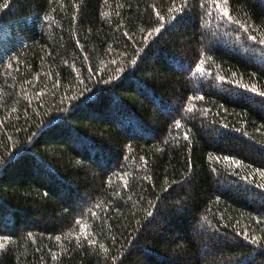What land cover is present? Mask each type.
Here are the masks:
<instances>
[{
  "label": "trees",
  "instance_id": "trees-1",
  "mask_svg": "<svg viewBox=\"0 0 264 264\" xmlns=\"http://www.w3.org/2000/svg\"><path fill=\"white\" fill-rule=\"evenodd\" d=\"M0 245L264 264V0H0Z\"/></svg>",
  "mask_w": 264,
  "mask_h": 264
},
{
  "label": "snow or ice",
  "instance_id": "snow-or-ice-1",
  "mask_svg": "<svg viewBox=\"0 0 264 264\" xmlns=\"http://www.w3.org/2000/svg\"><path fill=\"white\" fill-rule=\"evenodd\" d=\"M225 2H226V0H225ZM227 11H228V10L225 8V9H224V13H225V15H227ZM0 247H2V245H0Z\"/></svg>",
  "mask_w": 264,
  "mask_h": 264
}]
</instances>
